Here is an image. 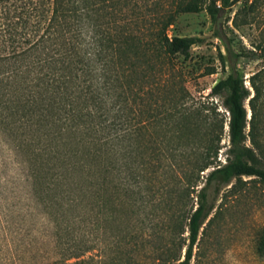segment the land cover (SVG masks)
<instances>
[{
  "label": "trees",
  "instance_id": "obj_1",
  "mask_svg": "<svg viewBox=\"0 0 264 264\" xmlns=\"http://www.w3.org/2000/svg\"><path fill=\"white\" fill-rule=\"evenodd\" d=\"M232 5L0 0V126L23 137L19 147L36 140L44 147L46 177L67 187L75 215H123L125 207L128 215H184V257L164 246L149 264H191L200 230L215 209L211 188L216 195L242 178L264 184V68L249 77L251 92L237 68L238 55L221 56L228 73L211 93L222 97L227 119H218L212 130L205 115L201 138V111L212 103L202 110L201 102L184 106L174 60L187 58L203 39L169 34L178 16L205 11L216 26ZM213 36L220 38L217 31ZM159 88L163 95L153 90ZM225 124L228 148L221 162ZM159 127L161 138H141ZM29 175L37 184L34 165ZM137 241H128L129 264H145L139 254L146 250L134 249ZM100 248L97 258L104 256ZM90 250L66 248L52 264H88L83 257Z\"/></svg>",
  "mask_w": 264,
  "mask_h": 264
},
{
  "label": "rangeland",
  "instance_id": "obj_2",
  "mask_svg": "<svg viewBox=\"0 0 264 264\" xmlns=\"http://www.w3.org/2000/svg\"><path fill=\"white\" fill-rule=\"evenodd\" d=\"M215 31L220 38H214ZM169 34L203 39L190 49L187 58L178 56L174 60L182 74L184 106L201 102L202 110L203 105L212 103L208 111H201L202 138L205 115H209L212 130L218 119H227L222 97L211 93L228 73L221 56H229L228 51L230 56L238 55L237 68L251 92L249 77L264 68V0H233L216 26L205 11L178 16ZM153 90L158 95L165 92L161 88ZM161 130L154 128L140 135L161 138ZM23 141L21 135L7 133L0 126V264H52L66 248L73 251L90 247L83 257L88 264H112V258L116 259L113 264H129L132 262L125 253H131L133 244L128 241L132 237H138L134 249L146 250L139 254L145 264L164 246L177 249L178 258L184 257L188 243L187 233L180 234L184 215H128L126 207L123 215H75L69 206L72 194L65 193L67 187L46 177L49 156L44 147L37 140L19 147ZM220 145L218 160L224 162L226 124ZM203 149L201 144V152ZM55 161L53 158L50 165ZM33 165L39 171L37 184L29 175ZM213 190H209V200L214 201L215 209L200 230L191 264H264V184L242 178L216 195ZM163 226L165 236L156 238L154 233L161 235ZM116 244L122 255L114 248ZM100 247L104 256L97 258Z\"/></svg>",
  "mask_w": 264,
  "mask_h": 264
},
{
  "label": "water",
  "instance_id": "obj_3",
  "mask_svg": "<svg viewBox=\"0 0 264 264\" xmlns=\"http://www.w3.org/2000/svg\"><path fill=\"white\" fill-rule=\"evenodd\" d=\"M250 118V117H249Z\"/></svg>",
  "mask_w": 264,
  "mask_h": 264
}]
</instances>
